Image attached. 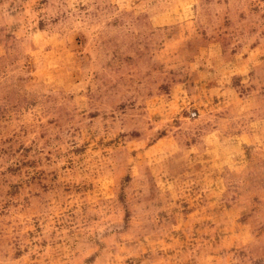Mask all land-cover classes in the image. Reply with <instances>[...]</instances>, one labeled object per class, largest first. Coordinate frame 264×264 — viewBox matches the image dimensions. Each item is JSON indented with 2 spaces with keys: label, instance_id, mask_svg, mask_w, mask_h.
<instances>
[{
  "label": "rangeland",
  "instance_id": "obj_1",
  "mask_svg": "<svg viewBox=\"0 0 264 264\" xmlns=\"http://www.w3.org/2000/svg\"><path fill=\"white\" fill-rule=\"evenodd\" d=\"M0 264H264V0H0Z\"/></svg>",
  "mask_w": 264,
  "mask_h": 264
}]
</instances>
